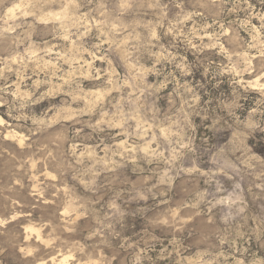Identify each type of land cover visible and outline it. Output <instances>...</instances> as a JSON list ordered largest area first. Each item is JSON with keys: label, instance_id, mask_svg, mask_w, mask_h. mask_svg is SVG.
I'll list each match as a JSON object with an SVG mask.
<instances>
[{"label": "rangeland", "instance_id": "rangeland-1", "mask_svg": "<svg viewBox=\"0 0 264 264\" xmlns=\"http://www.w3.org/2000/svg\"><path fill=\"white\" fill-rule=\"evenodd\" d=\"M264 264V0H0V264Z\"/></svg>", "mask_w": 264, "mask_h": 264}, {"label": "bare ground", "instance_id": "bare-ground-1", "mask_svg": "<svg viewBox=\"0 0 264 264\" xmlns=\"http://www.w3.org/2000/svg\"><path fill=\"white\" fill-rule=\"evenodd\" d=\"M67 259L65 258L63 261H62V263L61 264H67V261H66Z\"/></svg>", "mask_w": 264, "mask_h": 264}]
</instances>
